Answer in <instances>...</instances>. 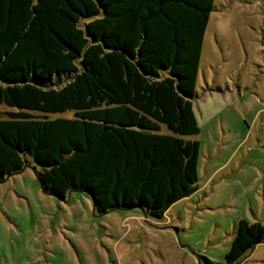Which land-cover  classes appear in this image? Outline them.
<instances>
[{"label": "trees", "instance_id": "1", "mask_svg": "<svg viewBox=\"0 0 264 264\" xmlns=\"http://www.w3.org/2000/svg\"><path fill=\"white\" fill-rule=\"evenodd\" d=\"M214 2L0 0V105L13 109L0 113V180L32 162L60 200L84 192L99 214L153 218L195 193L199 143L186 137L199 133ZM263 241L261 223L240 219L222 264Z\"/></svg>", "mask_w": 264, "mask_h": 264}, {"label": "rangeland", "instance_id": "2", "mask_svg": "<svg viewBox=\"0 0 264 264\" xmlns=\"http://www.w3.org/2000/svg\"><path fill=\"white\" fill-rule=\"evenodd\" d=\"M198 77L195 193L162 218L99 214L43 192L30 162L0 180V264H222L240 219L264 227V0H215ZM237 264H264V241Z\"/></svg>", "mask_w": 264, "mask_h": 264}, {"label": "crops", "instance_id": "3", "mask_svg": "<svg viewBox=\"0 0 264 264\" xmlns=\"http://www.w3.org/2000/svg\"><path fill=\"white\" fill-rule=\"evenodd\" d=\"M198 76H199V74H198ZM198 87H199V77H198V81H197V93H198Z\"/></svg>", "mask_w": 264, "mask_h": 264}, {"label": "water", "instance_id": "4", "mask_svg": "<svg viewBox=\"0 0 264 264\" xmlns=\"http://www.w3.org/2000/svg\"><path fill=\"white\" fill-rule=\"evenodd\" d=\"M40 185H41V188H42V184H41V182H40Z\"/></svg>", "mask_w": 264, "mask_h": 264}]
</instances>
